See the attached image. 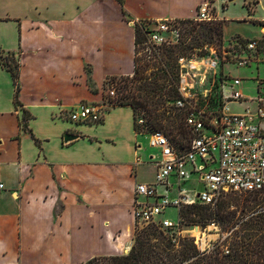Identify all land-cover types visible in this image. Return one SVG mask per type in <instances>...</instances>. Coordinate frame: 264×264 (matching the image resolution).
Masks as SVG:
<instances>
[{"label":"crops","instance_id":"0c3cea01","mask_svg":"<svg viewBox=\"0 0 264 264\" xmlns=\"http://www.w3.org/2000/svg\"><path fill=\"white\" fill-rule=\"evenodd\" d=\"M204 1L123 0L120 6L116 0H36L33 13L18 22V47L0 49L17 55L20 87L16 107L12 80L0 66V264H83L127 254L135 186L154 183L152 163L148 182L140 176L142 165L135 166L145 135L135 132L129 107H115L129 108L132 121L112 136L94 134L90 124L70 129L67 114L81 104H100L108 78L132 76L131 21L193 20ZM262 20L255 22L257 36L236 37H264ZM256 89L258 95L247 99L264 97ZM65 135L75 139L64 143ZM153 153L148 160L157 157Z\"/></svg>","mask_w":264,"mask_h":264},{"label":"built area","instance_id":"2783aa9c","mask_svg":"<svg viewBox=\"0 0 264 264\" xmlns=\"http://www.w3.org/2000/svg\"><path fill=\"white\" fill-rule=\"evenodd\" d=\"M193 20L199 23L215 21L209 0L198 6ZM260 23L264 27V19ZM130 24L143 29L144 45L152 49L173 44L178 37L176 21H131ZM229 48L232 49L224 53V59L229 60L224 62L238 66L264 62V37L237 40ZM186 61L179 59L180 75L176 85L179 98L175 107L186 111L185 125L193 135L191 140L184 149L178 150L162 133H137L148 137L149 146L157 149L158 155L150 158L155 167L154 183L135 186L134 222L140 228L154 226L165 231L171 242L180 234L181 210L196 204L214 207L229 193L261 196L256 214H264V97H243L239 79H234L230 85L226 84L228 79L220 81L216 78V63L199 69L189 68ZM202 73L205 74L203 78ZM212 79L213 86L218 83L216 109L206 108L210 89L204 90L202 96L193 93L195 89L202 91ZM108 94L113 97L114 91L109 89ZM230 103L243 107L242 111L232 113L228 107ZM105 110V106L98 104H81L71 109L67 118L72 123L97 124L104 118ZM142 124L143 121L138 120V125ZM142 163L138 157L135 166ZM192 177L196 178L193 185L190 184ZM4 190L0 182V194ZM170 209L177 211L176 218L164 216Z\"/></svg>","mask_w":264,"mask_h":264},{"label":"rangeland","instance_id":"374dc122","mask_svg":"<svg viewBox=\"0 0 264 264\" xmlns=\"http://www.w3.org/2000/svg\"><path fill=\"white\" fill-rule=\"evenodd\" d=\"M36 0H0V49L11 50L18 47L20 41V27L18 22L27 16H30L33 11V5ZM212 7V15L215 21H222L223 23V38L221 42L213 41L208 43L204 40L202 33L206 31L212 24L198 26L195 23H178V37L174 40L173 44L161 46L159 49H151L147 45L138 46L136 51V78L123 77L116 78L113 82L108 81L104 86L102 92V102L98 105L109 108L107 99L111 98L108 94L109 88L114 91L113 99L117 97L116 88L119 85L127 83V89L134 91L139 85L154 84L162 86L166 89L173 88L177 85L180 75L179 59H186L187 63L190 62H204L207 64L216 63V73L218 79L226 81L230 85L234 79L241 80V86L245 88L243 95L253 97L258 95L257 87H260V93L264 94V84L260 80L264 79V62L251 63L248 66H238L237 63L224 62L229 58L224 59V53L231 50V47L237 40L243 39L236 36L245 38H252L258 35V24L256 19H264V3L255 2L254 0H209ZM225 5V8L222 6ZM255 15L252 18L248 17ZM127 19V18H126ZM20 28V29H19ZM22 30V29H21ZM173 39V37H170ZM206 41V42H205ZM194 46L193 48H190ZM5 55V54H4ZM16 61V54L14 57ZM10 63H13L10 59ZM5 79L6 76L3 74ZM3 80V83H7ZM215 81V80H214ZM118 84V85H116ZM213 79L210 80L208 85L202 91L195 89L193 93H200L204 95V90H209V96L213 97L216 89L213 88ZM213 88V89H212ZM199 96V94H196ZM229 109L232 113H240L243 107H239L235 103L229 104ZM111 108V106H110ZM104 112L105 122L107 126L102 130L100 125H93L90 131L94 134H111L117 133L118 129L125 125H131V111L129 108H114ZM162 109L158 112H161ZM143 115L144 112L142 111ZM168 115V114H167ZM170 118L173 117L171 114ZM109 121V125H108ZM105 123V124H106ZM70 129L85 130L84 126H76L79 123H67ZM85 124V123H81ZM88 130V129H87ZM142 143L140 156L142 159V167L140 176L144 182L153 181V170L150 164L149 156H154L158 153L157 149H153L148 144L147 136H140ZM158 155V154H157ZM217 157L218 154L215 153ZM191 185L196 181L195 177L191 178ZM189 187V183L186 185ZM261 201V196H245L239 194L229 193L226 197L222 198L219 203V215H229L233 217L235 226L230 230H224L220 223L218 216L212 217L207 221L194 217L193 214L184 213L181 218L183 220L180 225V234L174 236L173 247L177 249L182 241H189L196 249V253L190 258V262L197 264L202 260L204 264H264V224L257 225L254 229L249 231H242L245 224H254L258 220H264V214H256L257 208ZM224 205L225 210L220 207ZM211 210H206L209 213ZM165 217L176 218L177 211L175 209L167 210ZM223 222V221H221ZM142 228L135 225L134 235L130 249L134 244L136 235L142 237ZM248 233V236L241 239L243 243L237 253L234 250V243L237 237ZM165 235V234H164ZM168 238L167 234L165 235ZM161 238L150 239L152 244L163 245ZM129 249V251H130ZM127 252V254L129 253ZM228 252V254H226ZM126 254V255H127ZM218 262H215V259Z\"/></svg>","mask_w":264,"mask_h":264},{"label":"trees","instance_id":"16d2710c","mask_svg":"<svg viewBox=\"0 0 264 264\" xmlns=\"http://www.w3.org/2000/svg\"><path fill=\"white\" fill-rule=\"evenodd\" d=\"M231 1V0H229ZM116 2L122 6L123 0H116ZM225 8V5L222 6ZM250 15V14H249ZM183 23H195V25L203 26L212 24L206 31L202 33L204 40L208 43L215 41L221 42L223 38V23L222 21H211L207 23L195 22L194 20H182L176 21ZM146 37L142 28L136 26L134 28V52L136 58V51L138 46H143L145 44ZM242 40L243 39H239ZM205 41V42H206ZM194 46L190 47L193 48ZM160 47H156L159 49ZM195 48V47H194ZM152 49V48H151ZM154 50V49H153ZM5 54V55H4ZM15 53L7 52L4 53L0 51V66L5 69L12 80V84L14 86V95L13 102L14 105L20 106L18 102V94H19V63L16 55V61L14 60ZM134 58V71L132 78H136L137 68H136V59ZM10 59H12L13 63H10ZM117 77L108 78L104 83V86L107 85L108 81L115 82L114 80ZM123 78V77H119ZM127 78V77H126ZM221 81V79H219ZM118 85V84H116ZM104 86L102 88V92L104 91ZM216 89L215 95L210 97L208 95V109H216L219 105L218 98V83L215 82L214 87ZM212 88V89H213ZM110 89V88H109ZM119 89V90H118ZM117 97L113 99V97L107 99V104L109 106L105 111L108 112L111 108L115 107H129L132 110L133 118H134V129L136 133L144 132V133H154L159 132L162 133L167 139L173 144V146L182 150L188 144V142L192 138L191 131L187 129L185 125V117L186 111L182 109H178L175 107V102L178 100L179 95L177 92L176 85L173 88L166 89L164 87L156 86L154 84H146L144 86H138L134 91L127 89V83L123 85H119L116 88ZM103 98V94H102ZM111 106V108H110ZM162 109L161 112H158ZM144 112L142 115L141 112ZM168 114V115H167ZM173 115L170 118V115ZM29 120V115L23 111L21 125L23 129L27 127V121ZM138 120H142L143 124L138 125ZM104 118L97 123V125L102 124ZM238 194V193H232ZM229 194H226V197ZM239 195L245 196H255V194H243L239 193ZM222 197V198H224ZM221 198V199H222ZM220 199V200H221ZM219 202L214 206H205V205H193L191 207L185 208L181 210L180 215L182 216L184 213L193 214L194 217H198L201 220L207 221L208 219L218 216L217 219H220V223L224 225V230H230L235 226L233 223V217L226 215H219ZM211 210L209 213H206V210ZM221 210H225V206L222 205L220 207ZM223 221V222H221ZM264 224V220H258L254 224H245L242 228V231H249L254 229L257 225ZM143 234L142 237H138L136 235L134 239V244L130 249L127 255L122 256H110V257H96L86 261L83 264H194L190 262V258L196 253V249L192 243L189 241H182L180 246L175 249L171 242V239L165 236V231L154 227L147 226L142 228ZM165 234V235H164ZM169 236V235H168ZM248 236V233H244L243 235L237 237L238 240L234 243V250L237 253V250L242 246L241 239ZM160 237L163 245L152 244L150 239H156ZM215 262H218V259H215ZM197 264H204L202 260Z\"/></svg>","mask_w":264,"mask_h":264},{"label":"bare ground","instance_id":"6f19581e","mask_svg":"<svg viewBox=\"0 0 264 264\" xmlns=\"http://www.w3.org/2000/svg\"><path fill=\"white\" fill-rule=\"evenodd\" d=\"M187 66H188L189 68H194V67H196V68H199V69L207 68V67H208L206 61H204V62H190L189 64H187ZM204 75H205V74L202 73V78H203ZM199 83H200V82H199ZM201 85H203V84H201ZM128 249H129V247L126 248V252H127Z\"/></svg>","mask_w":264,"mask_h":264},{"label":"water","instance_id":"95a60500","mask_svg":"<svg viewBox=\"0 0 264 264\" xmlns=\"http://www.w3.org/2000/svg\"><path fill=\"white\" fill-rule=\"evenodd\" d=\"M74 139H75V137H73L71 135H65L64 138H63V141H64V143H69V142H71Z\"/></svg>","mask_w":264,"mask_h":264}]
</instances>
